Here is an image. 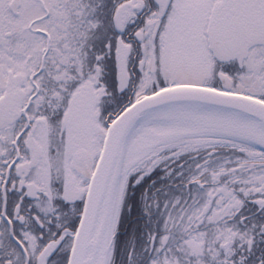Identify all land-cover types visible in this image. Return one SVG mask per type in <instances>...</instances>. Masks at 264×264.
Wrapping results in <instances>:
<instances>
[{
    "label": "snow or ice",
    "instance_id": "6c2138e0",
    "mask_svg": "<svg viewBox=\"0 0 264 264\" xmlns=\"http://www.w3.org/2000/svg\"><path fill=\"white\" fill-rule=\"evenodd\" d=\"M0 264H264V0H0Z\"/></svg>",
    "mask_w": 264,
    "mask_h": 264
}]
</instances>
